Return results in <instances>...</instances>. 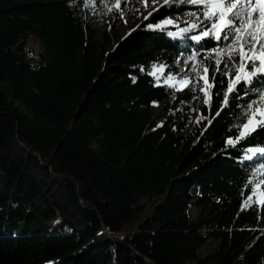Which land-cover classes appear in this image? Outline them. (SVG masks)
<instances>
[{
  "label": "trees",
  "instance_id": "obj_1",
  "mask_svg": "<svg viewBox=\"0 0 264 264\" xmlns=\"http://www.w3.org/2000/svg\"><path fill=\"white\" fill-rule=\"evenodd\" d=\"M86 1L0 0V264H264V161L245 151L264 145V129L226 144L255 94L237 85L221 111L223 73L235 69L197 64L210 83L215 74L210 105L201 93L179 136L174 113L188 114L197 93L165 81L195 48L144 25L182 22L188 6L161 7L112 48L119 15L101 32ZM154 64L165 66L160 85ZM210 239L219 243L203 258Z\"/></svg>",
  "mask_w": 264,
  "mask_h": 264
},
{
  "label": "snow or ice",
  "instance_id": "obj_2",
  "mask_svg": "<svg viewBox=\"0 0 264 264\" xmlns=\"http://www.w3.org/2000/svg\"><path fill=\"white\" fill-rule=\"evenodd\" d=\"M123 2L124 0H115V9L120 10ZM140 3L147 8L149 0H140ZM151 4L154 7L152 12L144 17L145 20H148L152 13L157 12L161 7L171 9L173 5L177 8L188 6L185 12L187 19L182 22L165 17L155 24L149 22L144 25L146 29L165 33L168 37L193 42L190 47L195 48V51L188 55L185 63L193 61V67L196 64H203L205 73L208 71L207 62L211 60H215L216 72L220 71L222 63L225 68L231 63L232 68L235 69L234 75L231 71L223 73L228 77V85L224 92L221 111L228 106L230 94H236L239 97L240 89L237 85L244 88L243 95L255 94V98H250L246 106H241L242 115L247 119L237 125L239 134L228 137L226 144L235 148L241 141L247 140L257 128L264 129V0H163V3L160 0H151ZM121 14L123 18V13ZM213 41L215 46L209 47ZM201 50L204 52L203 59L197 60ZM164 67V65L154 64V71L149 74L156 75L157 69L162 73ZM141 70H144L143 66ZM196 76L204 81V87H201L199 91L204 93V103L210 105L209 95L210 89L214 87L215 74L211 78L213 83L209 82L207 76L201 77L199 72ZM156 78L160 79L159 76ZM133 79L135 80V77ZM170 81L175 82L169 83ZM165 82L169 83L170 87L178 85L192 87L190 81L178 80L171 73ZM182 87H177V90L181 91ZM155 103L153 101V104ZM218 115L220 112H217ZM202 119L205 117L201 114L197 117V122ZM212 122V119H208V125ZM245 151L250 154L247 159L252 160L256 157L264 161V145L249 146ZM257 171H264V163L259 165ZM260 183L264 185V180ZM255 192L256 185L253 183V193ZM251 199L252 197L249 196V200ZM260 203L264 205V200Z\"/></svg>",
  "mask_w": 264,
  "mask_h": 264
},
{
  "label": "rangeland",
  "instance_id": "obj_3",
  "mask_svg": "<svg viewBox=\"0 0 264 264\" xmlns=\"http://www.w3.org/2000/svg\"><path fill=\"white\" fill-rule=\"evenodd\" d=\"M163 3L162 0H160ZM154 5L151 4V0H149L148 7L145 8L142 3L139 1L132 3L131 5H127L123 11H119L115 9V0H87L84 10L87 15V18L92 20L97 29L101 32H105L110 29L111 22L115 18L116 15H119V21L113 31L111 47L114 48L121 40L126 38L136 27L142 24L145 16L148 15L149 12H152V8ZM111 9V10H110ZM160 9V8H159ZM123 13V18L122 14ZM156 12L152 13V16ZM150 16V17H152ZM149 17V18H150ZM148 18V20H149ZM31 45L28 46V57L32 59H37L39 57L37 47L39 46L37 41L34 38H30ZM153 68L152 71L153 72ZM199 72L200 76H203L201 68L196 64L193 67V63L189 65H182L181 71L179 74L174 77L178 80H188L190 81L192 87L195 89L197 93V97L191 103L189 110L190 112L187 114L185 109L180 108L174 113L175 122H177L176 130L179 136H185L189 133L192 128V123L196 117V114L199 110L201 101H202V92L199 91L201 87H203L201 80L198 79L196 73ZM158 85L162 84L160 71L156 70V75H151ZM156 76H159L160 79L157 80ZM175 81H170L169 83H174ZM169 83L166 85L169 86ZM170 87V86H169ZM177 87H182L178 85ZM177 87H171L177 89ZM187 87H182V90ZM154 119L157 123H162L165 119L164 115H162V108L158 105L154 106ZM189 217L191 220H196L198 218V211L195 206L192 204V207L189 211ZM219 241L216 239H210L199 251L201 257H206L211 254L215 248L217 247Z\"/></svg>",
  "mask_w": 264,
  "mask_h": 264
}]
</instances>
